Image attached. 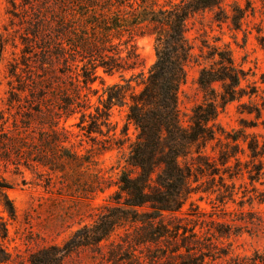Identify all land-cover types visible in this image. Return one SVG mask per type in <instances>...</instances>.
<instances>
[{
	"label": "trees",
	"instance_id": "trees-1",
	"mask_svg": "<svg viewBox=\"0 0 264 264\" xmlns=\"http://www.w3.org/2000/svg\"><path fill=\"white\" fill-rule=\"evenodd\" d=\"M9 1L15 8V1ZM222 1H23V50L10 66L7 99L20 124L6 131L13 138L1 140L18 166H41L63 176H67L68 166L87 169L91 162L66 146L69 133L60 127L61 122L80 114L79 125H83L98 71L113 75L136 70L142 61L135 38H155L157 60L141 91L131 94L127 103L131 80L116 84L96 108L100 119L108 121L113 107L129 105L127 119L138 130L128 161L130 170L119 177V189L106 214L67 242L64 253L99 244L116 230L131 227L132 232L126 231L135 246L168 245V264H207L209 256L203 252L207 246L197 224H182L174 218L195 193L194 184L204 174L200 167H209L208 145L217 143V161L225 173L232 161H239L240 141L246 144L249 158L264 166V142L244 130L232 137L216 124L220 110L245 96L241 88L244 75L229 52H216L217 60L201 69L197 84L205 99L194 107L188 125L181 118L179 91L187 81L186 67L194 58L187 23L198 13L219 8ZM232 22L238 28V18ZM260 42L264 47V38ZM215 85H220V92ZM257 115H261L259 110ZM12 187L6 180L0 181V205L15 220L16 209L8 195ZM7 239V224L0 217V264L12 262L4 245ZM51 256L44 252L41 260L34 256L31 263L54 264ZM156 258H150L151 264H157Z\"/></svg>",
	"mask_w": 264,
	"mask_h": 264
},
{
	"label": "rangeland",
	"instance_id": "rangeland-1",
	"mask_svg": "<svg viewBox=\"0 0 264 264\" xmlns=\"http://www.w3.org/2000/svg\"><path fill=\"white\" fill-rule=\"evenodd\" d=\"M14 1L15 8L9 0H0V181L13 186L8 195L17 214L11 220L0 205V217L8 228L4 245L12 256L10 264H32L34 256L41 260L47 251L54 255V264H151L153 255L158 257L155 263L168 264V245L135 246L126 231L132 232L131 227L116 230L99 244L69 254L63 250L79 231L106 214L119 189V177L130 170L128 161L138 130L127 119L129 105L113 107L108 121L100 119L96 108L116 84L126 85L131 80L127 103L131 94L141 91L157 60L155 38H135L142 61L136 70L113 75L98 71L83 125H79L80 114L61 122L60 127L69 133L66 146L91 162L87 169L68 166V174L63 176L41 166H18L16 157L1 145V140L14 137L6 131L20 124L16 111L7 105L9 70L21 58L25 33L20 21L24 0ZM236 18L238 28L232 22ZM187 38L194 58L186 67L187 81L179 91L184 125H188L194 107L205 99L197 84L201 69L217 60L216 52L227 51L244 75L241 88L245 96L220 110L216 124L232 137L244 130L264 142V47L260 42L264 38V0H223L219 8L190 18ZM215 89L220 92V85ZM216 144L208 145L209 167H200L204 174L194 184L196 191L174 220L197 224L207 246L203 251L209 256L207 264H264V166L249 158L246 144L240 141L239 161H232L225 173L217 161Z\"/></svg>",
	"mask_w": 264,
	"mask_h": 264
}]
</instances>
